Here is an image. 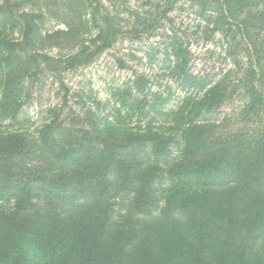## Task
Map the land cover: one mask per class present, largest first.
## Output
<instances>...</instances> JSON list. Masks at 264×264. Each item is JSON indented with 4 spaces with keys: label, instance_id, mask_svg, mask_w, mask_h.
Here are the masks:
<instances>
[{
    "label": "trees",
    "instance_id": "1",
    "mask_svg": "<svg viewBox=\"0 0 264 264\" xmlns=\"http://www.w3.org/2000/svg\"><path fill=\"white\" fill-rule=\"evenodd\" d=\"M36 1L0 0V264H264V0H163L244 51L241 73L193 75L172 33L162 66L193 98L168 108L172 91L137 75L113 87L110 111L52 108L32 133L27 84L121 34L100 0Z\"/></svg>",
    "mask_w": 264,
    "mask_h": 264
},
{
    "label": "rangeland",
    "instance_id": "2",
    "mask_svg": "<svg viewBox=\"0 0 264 264\" xmlns=\"http://www.w3.org/2000/svg\"><path fill=\"white\" fill-rule=\"evenodd\" d=\"M10 1H18V6L24 10L31 9L37 3L36 0ZM100 2L102 11L108 12L120 25V36L110 48L99 53L91 62L65 71L60 79L45 71L27 84L19 119L28 120L25 127L29 132L37 131L48 119V110L52 108L63 107V113L67 114L80 111L84 103L94 105V101H98L104 113L110 111L114 106L111 96L113 87L122 88L137 75L148 78L159 91H172L168 108H175L183 101L193 98V93H184L176 88L173 75L162 66L167 36L172 33L178 35L188 46L189 71L199 78L216 81L228 70L241 73L242 68L235 66V60L246 66L244 51L229 47L221 30L212 23H206L187 5L178 4L177 8L164 11L166 6L163 0ZM59 27L63 26L52 20L45 24L46 30ZM132 29L142 31V35L132 37L129 34ZM239 104L240 100L225 104L219 117L231 114Z\"/></svg>",
    "mask_w": 264,
    "mask_h": 264
}]
</instances>
